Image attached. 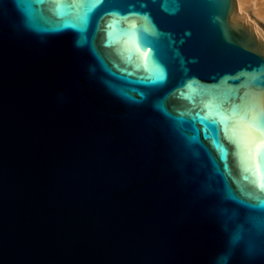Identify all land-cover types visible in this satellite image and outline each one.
Instances as JSON below:
<instances>
[{"label":"water","instance_id":"95a60500","mask_svg":"<svg viewBox=\"0 0 264 264\" xmlns=\"http://www.w3.org/2000/svg\"><path fill=\"white\" fill-rule=\"evenodd\" d=\"M0 264H264L237 0H0Z\"/></svg>","mask_w":264,"mask_h":264},{"label":"bare ground","instance_id":"6f19581e","mask_svg":"<svg viewBox=\"0 0 264 264\" xmlns=\"http://www.w3.org/2000/svg\"><path fill=\"white\" fill-rule=\"evenodd\" d=\"M240 19H249L255 34L264 38V0H237Z\"/></svg>","mask_w":264,"mask_h":264},{"label":"snow or ice","instance_id":"6c2138e0","mask_svg":"<svg viewBox=\"0 0 264 264\" xmlns=\"http://www.w3.org/2000/svg\"><path fill=\"white\" fill-rule=\"evenodd\" d=\"M257 170H259V169H257Z\"/></svg>","mask_w":264,"mask_h":264}]
</instances>
